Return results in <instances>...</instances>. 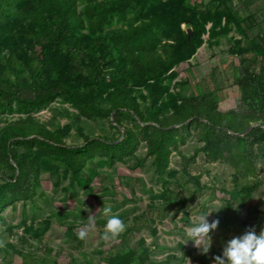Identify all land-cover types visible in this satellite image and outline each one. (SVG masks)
Masks as SVG:
<instances>
[{"label": "trees", "instance_id": "16d2710c", "mask_svg": "<svg viewBox=\"0 0 264 264\" xmlns=\"http://www.w3.org/2000/svg\"><path fill=\"white\" fill-rule=\"evenodd\" d=\"M193 1L0 0V115L26 114L0 127V223L4 208L37 192L41 169L63 167L75 176L95 154H132L140 136L158 171L166 170L170 146L178 142L175 124L200 126L201 150L213 159L232 161L249 172L262 159L264 168V35L248 34L255 24L249 5L256 0H246L244 14L233 0H215L213 7ZM208 23L212 36L220 26L225 32L233 25L243 35L234 50L240 59L242 111H221L211 91L192 96L164 92V80L171 81L176 76L172 69L192 58ZM182 25L193 27L191 39ZM57 97L77 109L59 108L70 120L66 125L53 120L50 126L28 114ZM106 120L116 137L97 132ZM74 129L82 142L66 141ZM261 181L237 185L248 195ZM232 219L247 224L232 211L223 224ZM137 224L132 229L148 226V220ZM247 228L238 226V233ZM120 236L116 249L106 254L109 262L130 246L128 232ZM23 258L51 261L27 253Z\"/></svg>", "mask_w": 264, "mask_h": 264}, {"label": "rangeland", "instance_id": "374dc122", "mask_svg": "<svg viewBox=\"0 0 264 264\" xmlns=\"http://www.w3.org/2000/svg\"><path fill=\"white\" fill-rule=\"evenodd\" d=\"M246 2L233 0L242 14ZM193 3L213 7L215 0H194ZM249 8L255 15V24L248 34L259 36L264 30V0L254 1ZM210 26L211 23L206 25L203 41L192 58L172 69L176 76L171 81L166 77L164 92L192 96L211 91L221 111H242L244 106L237 83L240 59L234 50L235 40L243 35L233 25L225 32L220 26L219 33L212 36ZM182 27L187 29L185 25ZM61 107L77 111L57 97L28 114L50 126L53 120L64 126L70 120L57 112ZM21 115L26 114L2 113L0 127ZM104 123L103 129L98 125L97 132H109L116 137L118 133L108 131L107 120ZM126 124L132 126L129 122ZM173 127L177 130L178 142L170 146L169 164L162 172L148 154L149 144L142 136L132 154L120 158L95 154L75 176L63 167L57 171L41 169L37 192L31 197L16 199L1 211L0 264H37L25 262L23 253L50 258L45 264H54L53 259L58 264H213L224 242L239 234L238 226L252 225L257 232L264 229L262 159L256 161L254 172L246 171L232 161L213 159L201 150L205 145L200 139V126L175 124ZM66 141L79 143L83 138L74 129ZM254 178L261 179V183L248 195L242 194L237 183ZM105 204L112 207L110 215H119L125 222L122 232H128L130 242L123 251L125 255L113 263L106 259V254L119 245L122 232L114 238L102 236ZM81 209L86 211V216L79 215ZM211 209L209 219L219 218L220 223L211 231L212 246L204 254L191 241L184 242V234L198 221L201 210ZM229 211L247 224H235L232 219L229 225H224ZM91 215L96 217L95 227L88 229L82 241L73 238L69 233L77 235ZM141 219L148 220V226L132 229ZM48 221L50 224L44 230ZM39 229L44 231L37 236Z\"/></svg>", "mask_w": 264, "mask_h": 264}, {"label": "clouds", "instance_id": "9594fccd", "mask_svg": "<svg viewBox=\"0 0 264 264\" xmlns=\"http://www.w3.org/2000/svg\"><path fill=\"white\" fill-rule=\"evenodd\" d=\"M213 209L201 210L198 221L187 228L184 234V242L191 241L204 254L212 246L211 231L220 223L219 218L209 219ZM102 211L106 217L102 236H118L126 228L125 222L119 215H110L112 207L109 204H105ZM95 220L94 215L88 217V223L77 233L79 238L84 239L88 229L95 227ZM213 264H264V229L257 232L255 226L249 225L244 232L231 236L224 242L222 252L215 255Z\"/></svg>", "mask_w": 264, "mask_h": 264}, {"label": "water", "instance_id": "95a60500", "mask_svg": "<svg viewBox=\"0 0 264 264\" xmlns=\"http://www.w3.org/2000/svg\"><path fill=\"white\" fill-rule=\"evenodd\" d=\"M187 33H188V39H190L193 36V29H192V27H188L187 28Z\"/></svg>", "mask_w": 264, "mask_h": 264}, {"label": "built area", "instance_id": "2783aa9c", "mask_svg": "<svg viewBox=\"0 0 264 264\" xmlns=\"http://www.w3.org/2000/svg\"><path fill=\"white\" fill-rule=\"evenodd\" d=\"M261 35H264V30H263V32L261 33Z\"/></svg>", "mask_w": 264, "mask_h": 264}]
</instances>
